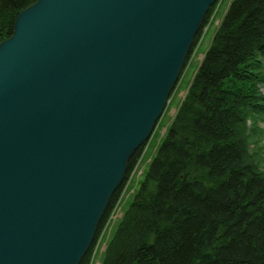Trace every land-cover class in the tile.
Instances as JSON below:
<instances>
[{"label":"water","instance_id":"water-1","mask_svg":"<svg viewBox=\"0 0 264 264\" xmlns=\"http://www.w3.org/2000/svg\"><path fill=\"white\" fill-rule=\"evenodd\" d=\"M216 0H36L0 41V264H80Z\"/></svg>","mask_w":264,"mask_h":264},{"label":"trees","instance_id":"trees-1","mask_svg":"<svg viewBox=\"0 0 264 264\" xmlns=\"http://www.w3.org/2000/svg\"><path fill=\"white\" fill-rule=\"evenodd\" d=\"M34 1L0 0V41ZM255 63L264 67V0H231L101 264H264V177L234 128L248 110L264 121Z\"/></svg>","mask_w":264,"mask_h":264},{"label":"rangeland","instance_id":"rangeland-1","mask_svg":"<svg viewBox=\"0 0 264 264\" xmlns=\"http://www.w3.org/2000/svg\"><path fill=\"white\" fill-rule=\"evenodd\" d=\"M230 2L231 0H216L209 10L210 12L201 27L199 36L193 44L179 79L171 92L165 111L157 121L151 137L134 158L133 165L122 185L119 197L111 208L103 227L100 231L97 230L98 235H96L90 249L89 264H101L108 243L140 188L149 164L163 140L181 101L185 97L188 87ZM258 75L259 77H264V70H260ZM253 87L264 94V82L256 80L253 83ZM234 128L237 136L245 143V153L248 161L264 177V121L262 117L248 110L243 119L235 124Z\"/></svg>","mask_w":264,"mask_h":264},{"label":"bare ground","instance_id":"bare-ground-1","mask_svg":"<svg viewBox=\"0 0 264 264\" xmlns=\"http://www.w3.org/2000/svg\"><path fill=\"white\" fill-rule=\"evenodd\" d=\"M215 2H216V1H215ZM213 5H214V4H213ZM213 5H212V6H213ZM212 6H211V7H212ZM211 7H210V8H211ZM208 13H209V12H208ZM208 13H207L206 16H205L204 21H205L206 17L208 16ZM204 21H203V23H204ZM203 23H202V25H203ZM202 25H201V27H202ZM200 30H201V28H200ZM200 30H199V32H198L197 34L200 33ZM196 36H197V35H196ZM198 36H199V35H198ZM195 38H196V37H195ZM195 38H194V41H193V43H192V46H193V44L195 43V41L197 40V39L195 40ZM192 46H191V48H192ZM191 48H190V50H191ZM254 67H255L254 70L251 71V72L254 73V75H255L254 77H258V76H259V75H258V74H259V66H258L257 63H255V64H254ZM262 70H264V67L261 69V71H262ZM170 95H171V93H170ZM169 97H170V96H169ZM168 99H169V98H168ZM167 102H168V100H167ZM167 102H166V105H165V107H164V109H163V111H162V114H163V112L165 111V109H166V107H167ZM162 114H161V115H162ZM158 120H159V119H158ZM158 120H157V121H158ZM156 124H157V122L155 123L154 128H155ZM154 128H153V130H154ZM126 178H127V176L125 175V178L123 179L121 185L124 184ZM102 227H103V226H102Z\"/></svg>","mask_w":264,"mask_h":264}]
</instances>
